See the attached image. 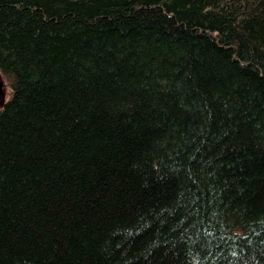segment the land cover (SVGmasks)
I'll return each mask as SVG.
<instances>
[{
	"label": "trees",
	"instance_id": "16d2710c",
	"mask_svg": "<svg viewBox=\"0 0 264 264\" xmlns=\"http://www.w3.org/2000/svg\"><path fill=\"white\" fill-rule=\"evenodd\" d=\"M0 264H264V0H0Z\"/></svg>",
	"mask_w": 264,
	"mask_h": 264
},
{
	"label": "rangeland",
	"instance_id": "374dc122",
	"mask_svg": "<svg viewBox=\"0 0 264 264\" xmlns=\"http://www.w3.org/2000/svg\"><path fill=\"white\" fill-rule=\"evenodd\" d=\"M10 87L8 79L0 73V107L9 98Z\"/></svg>",
	"mask_w": 264,
	"mask_h": 264
}]
</instances>
